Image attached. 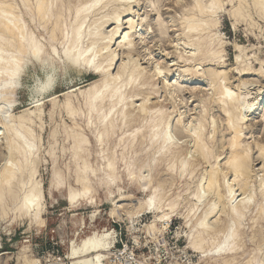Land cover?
<instances>
[{"label":"bare ground","instance_id":"6f19581e","mask_svg":"<svg viewBox=\"0 0 264 264\" xmlns=\"http://www.w3.org/2000/svg\"><path fill=\"white\" fill-rule=\"evenodd\" d=\"M18 1L22 5L23 11H21L16 0H0V112L2 115L0 118V150L5 153V158L0 168V217L7 214V208L4 205L8 200L11 203V209L8 208L10 211H13L16 215L29 218L31 222L39 225L44 224L41 214L45 208V197L43 186L41 181L37 179L36 171L37 160L35 149L37 139L31 131V125L34 123L31 116L36 111L38 113L40 112V114H36L35 116L38 120L42 115V111L39 108L40 105L35 103V106L32 105V108L35 109L34 111L27 108L21 114L14 117L11 112L9 113V108L15 103L13 100L15 91L18 89L20 78L28 66H38V68L44 70L48 68L53 69L55 63L62 64L65 68L73 69L78 73L89 71L93 75L99 76V79H94L84 89L72 86L67 92L61 93V96L66 98L64 108L67 115L73 118L75 113L76 115L78 114L75 112L73 104L69 99L72 96L74 98L73 93H76L79 97H83V105L86 109L87 118V123L85 124L86 127H90V133L95 143L99 147H102L111 142L113 138H116V147H121L119 159L114 156L115 154L110 158H103L105 165H102V168L97 171L102 172L105 179H100V177L94 179V177L97 178L98 176L95 170H93V167L87 163L91 141L79 127L70 133L67 139L70 140L69 146L74 164L77 168L74 172V179L75 182L81 185V190L79 192L71 188L68 190L65 195V200L68 204L73 207L77 202H86L94 206L95 201L91 194L95 184L99 183L106 187L115 186L117 188L118 199L116 198L114 200L112 197L113 193L108 191L109 200L113 206L110 216H114L115 212L121 208L119 203H123L127 198L123 192V187L118 184H122V178L117 175L118 161L123 163L126 180L135 184H138V182L141 183L140 181L143 180H146L147 184L151 183L150 174L152 168L160 166L163 161H165V166L170 170L175 165L177 166L176 163H178L177 170H179L180 174H184L188 170H191L190 174H192L194 167L203 164L205 166L207 165L209 169L205 170L203 178L200 177L202 179L198 182L197 192L194 193L196 203L193 204L195 207H198L200 204L204 205L208 198L213 200L211 202L207 201L204 205L206 208L191 226V232L188 235L189 248L196 253H205V245H208L212 247L211 250H214L212 254H217L221 257L225 256L222 259L224 264H238L237 251L241 246L244 236V219L252 209H255V216L249 219L252 222L250 227L252 235L250 241L254 239L255 226L261 223L264 224V185L260 184V195L263 196L262 201L260 203L254 202L253 188L248 186L249 181L252 182L251 164L253 163V159L250 157L252 148L249 144H244L243 141L245 135L244 130L248 122L247 119L254 115L260 116L261 112L264 114V91L257 92L258 94L254 98L253 103L247 104L246 96L248 97L249 95L243 96L241 91V93L238 91L237 93L232 92L226 72L217 71V69H205L206 72L204 70V73L199 74L208 78L207 91H212V99L210 100L212 102L211 108L215 107L219 114L225 117L224 124L228 132V137L226 141L221 139V143L226 146L227 153L224 155V158H221L224 152H215L208 146L214 139L215 129L218 128L216 121L212 120L213 117L210 121L212 136L209 134L206 137L205 135L206 126L208 125L206 116L211 108H203L199 118L197 120L195 119L196 123L193 121L196 127L188 131L187 126L186 128L181 125V115L176 120H172V115L174 114L173 107H170L172 111L168 112V109H165V106H162V104L160 105L151 101V99H154L152 98L153 95L159 94L162 91L170 97L169 99L171 101L173 100L174 93H177L178 90L176 89V91L174 89L177 80L172 85L162 80L164 83L162 82V87H159V79L163 75V70L161 69L160 72H157V63L153 62V65L155 64L154 66L150 63L153 59L150 60L148 58L146 60L143 58L146 60L144 64L150 66V69L147 70L140 64L137 58H133L137 46L136 40H138L137 42H142L144 41V36H149V34H153L154 38H160L163 35V24H160L159 17L157 20L154 18L153 29L152 27H147V30L143 32L142 23H146L145 19H140V25L134 21L135 16H138L137 12L142 10V3L140 4V2H143L142 0H76L78 3L73 6L71 5V0ZM145 1L144 3H146ZM157 1L159 2V0ZM234 2H237L236 8H234ZM242 2L243 0H194L192 2L193 6L191 9L196 14L193 13L192 16L185 17V14L190 13V11L185 13L181 22L184 28V37L190 34H196L198 36L195 44H188V47L190 46L189 48H192V52L190 51L188 56L190 60H194L197 56H200V58L210 59L211 61L216 58L218 59L215 61H221L219 56L223 52V45L218 42L220 44L214 46L215 40L213 38L215 35L212 34V29L218 25L217 14L220 10L222 11L224 9V5H230L232 7L231 10L228 9L230 18L232 17L235 21L239 18L242 19L241 6L244 3ZM250 3L256 8L255 11L257 10L258 16L263 18L264 23V0H252ZM155 4L149 2L146 4L145 9L151 8V10L149 9L150 12L153 10L157 13V7H154ZM112 5H117L118 7L112 9V7H109ZM253 7L251 8L253 9ZM101 11L104 12L102 13ZM144 11L147 12L146 10ZM98 13L101 15L99 14V16ZM96 16L99 17L96 18ZM138 26H140L139 29ZM234 48L238 52V55H235L234 65L231 67V70L236 75L242 77L248 75V71L251 72L253 70L246 64L251 59H254L260 65V68L255 72L253 71V73H264L263 60H259L254 56H246V48L237 44H234ZM119 52L126 56H121L122 58L124 57V60L121 62L118 60ZM184 67L188 73V68L186 66ZM195 71L199 70L196 69ZM199 78L201 79V77ZM52 85L53 77L48 74L45 77L42 87L36 90V94H43ZM247 85L245 82H241L239 85L240 89H238L241 90L247 87ZM137 97L141 98L136 99ZM56 98V96L52 97L49 102L55 104ZM172 103L175 108L179 106L176 104L175 99ZM38 127H40L39 124ZM173 127H176L175 131L181 137L186 134L190 138L192 149L190 152L188 151L187 156L181 154L180 147L175 142V134L173 135L172 133ZM176 136L178 137V135ZM52 140L54 141V139ZM137 148L139 149V153L144 152V158L138 159L135 157L138 154L135 150ZM255 149L257 150V155L260 158H264V144H255ZM129 151L134 152L135 158L129 159L130 157H127L129 160L125 161V153ZM222 161L223 163L221 164ZM78 164H82L81 170L78 169ZM261 168H264V166ZM50 174L51 178L49 180L48 191L49 195L52 196L62 186V176L55 170ZM90 174L93 176L92 178ZM227 177L232 178L233 186L227 183ZM235 186L243 198L247 195L246 198L241 200L237 199L238 201L234 199L236 195L234 194L235 188L233 191V187ZM141 187L144 188L145 183ZM153 197H155L154 205H150L149 200ZM161 200L162 196L158 189L153 188L152 193L143 202L144 212L150 213L157 209L162 210L163 207L159 206ZM175 203L168 202L164 207L169 213L160 212L161 216L155 217L154 221L146 229L148 231L157 230L155 223L162 222L161 217L164 215H168L167 224L172 214H175L180 219L188 218V215L184 216L182 212L177 210L178 207ZM132 204L135 208L140 207L139 201H134ZM121 209L123 210V208ZM190 211H193V209H190ZM96 212L94 211L89 216V224L95 223ZM80 223L84 226L85 222L80 221ZM115 237L116 232L113 227L101 230L94 229L79 241L73 240L71 242V251L73 252V256L80 255V258L86 254L94 255L96 257L95 260L93 258L94 262L89 263L88 261L89 264H104L116 244ZM261 244L263 256L258 259L255 256H251L244 264H264V243ZM260 246H256V248L261 249ZM87 258H90V256ZM75 260L77 263V258ZM81 261L83 260L81 259Z\"/></svg>","mask_w":264,"mask_h":264},{"label":"rangeland","instance_id":"374dc122","mask_svg":"<svg viewBox=\"0 0 264 264\" xmlns=\"http://www.w3.org/2000/svg\"><path fill=\"white\" fill-rule=\"evenodd\" d=\"M16 1L21 11H23L22 5H20L18 0ZM142 1L143 2H140V4L142 3L141 6L142 10L137 12L138 16L137 15L135 16L134 21L136 23L138 22L137 24L140 25L139 24L141 22L140 19H145L146 23L144 24L142 23V27H143L142 32H143L147 30V27L148 28L152 27L153 29V22H154L153 20L155 19L157 20V18L159 17L160 19L159 18L158 19L160 24L161 25L163 24L162 26L163 35L160 36V38H154L153 34L151 35L149 34V36L146 35L147 37L144 36V41L142 42L140 41L137 42L138 40H136V45H137L136 51L134 52V56L133 55L132 56L134 59L137 58L140 61V64L143 65V67L146 68L147 70L150 69L149 68L150 66L144 63L146 60H148V58L150 60L153 59V61H150L152 66L155 65V64L153 65V62L157 63V65H160V68L163 70V75H162L163 77L161 76V78L159 79V85H160L159 87H162V84L164 82L167 83L169 82L168 84L172 85L177 80L176 81L177 88L175 87L174 89L175 90L177 89L178 92L177 93L175 92L173 96V100L175 99L176 104L179 105L177 108H175V106L173 105L172 103L173 100L170 101L169 99L170 97L167 96L163 91L160 92L159 94L153 95L152 98L154 99L153 100L151 99L152 102H156L157 104L160 105L162 104V106H165V109H168V112L174 110V114L172 115V120L173 119L176 120L181 115L180 116V118L182 119L181 125L185 127L187 126L189 128L188 129L186 127L187 130L191 131L196 127V124L194 125V123H196V120L199 118L202 109L211 108L212 102L210 100L212 99V91L211 90L207 91L208 89L207 85L209 83L208 78L199 75L204 73L203 71L205 69L206 70L217 69V71L226 72L227 77L229 78L228 83L231 88V91L234 93L235 92L237 93V91L238 92L241 91L243 96L247 94L249 95L248 97L246 96L247 104L253 103L254 98L258 94L257 92L264 91V73H258V74L253 73V71L255 72L260 68V65L256 63L254 59L248 60L246 63L249 67L253 69L251 72L250 71L247 72L249 73L248 75L239 77L234 73V71L231 70L232 69L231 67H233L234 65L235 55H238V52L235 51L234 44L246 48L245 50L246 56L248 55L254 56L259 60L264 61V23H263V18L261 17L262 18L261 19L260 16H258L259 14H257L258 12H256L257 10L255 11L256 8L251 5L252 3L250 2H252V0H246V1L243 0L244 3L242 2L243 4L241 6L243 18L242 19L239 18L237 19V21H235L232 17L231 19L230 15H228L229 14L228 11L231 10L232 8L230 5L227 6L224 5V9H222V11L220 10L217 14L218 25L216 28L212 29V34L215 35L213 38L215 40L214 46H217V44L220 43L223 45L222 46L223 52L219 56L222 62L215 61L218 58L214 59L213 61H211L210 59L200 58V56H197L194 60H190L188 58L190 51L192 49L189 48L190 46L188 47V44L189 45L195 44L197 42L198 36L196 34H190L184 37L185 36V34L183 35L184 28L181 22L184 18L185 13L190 11V13L185 14V17L192 16L193 13L196 14L191 9L193 6L192 2H194V0H180L179 6L177 5V0H166V1L159 0V2L157 0H147V1L142 0ZM144 1L146 3H144ZM149 2L153 4L156 3L154 7H157V13L153 10L150 12L151 8L145 9L146 4ZM76 3H78L76 0H71L72 6L76 5ZM243 5L245 8L243 7ZM234 6H235L234 8H236L237 2H234ZM109 7H112V9H114V7H118V6L112 5ZM251 7H253L254 10ZM109 9L112 10L111 8ZM144 10H146L147 12H145ZM251 11L254 12L252 13ZM101 12L103 13L104 11ZM99 14L100 13H98V15ZM255 14L257 15V17ZM99 16H96V18H98ZM245 16H247L248 18ZM250 18H252L253 20ZM148 21L150 22V24H148L149 23ZM233 21L235 25L233 24ZM240 21L242 22L240 23ZM249 22L251 23L250 27H249ZM139 28L140 26H138V29ZM42 40L45 43L43 38ZM185 44L187 45L186 47ZM118 54H119L118 60L119 62H121L122 60H124L123 59L124 57L122 58L121 56H125V55H123L121 52H119ZM143 58H145L146 60H144ZM184 66L188 68L189 70L188 73L185 71L186 68ZM191 66L194 71L192 70ZM195 68L198 69L199 71H195L196 70ZM227 70H229L230 72ZM48 74L53 77L52 87L43 94H38V93L36 94V90H39V88L42 87L45 81V77ZM91 74L92 73L89 71H83L81 73H78L73 69L65 68V66H63L62 64L55 63L53 69L48 68L43 70L41 68H38V66L35 67L28 66L25 73L20 78L19 87L18 89H16L15 95L13 97L15 103L12 105L11 108H9V113L11 112L13 116L16 117V115L18 116L27 108L34 111L35 109L32 107L35 106V103L40 105L39 108L42 111L41 112L42 117L40 116L38 120L37 118H35V116L36 114L37 115L40 114V112L38 113V111H36L34 115L31 116L34 122L33 125H31V131L32 134L37 139L36 149H35V156L37 160L36 171H37V179L41 181V184L43 186V192L45 197V208L41 214L44 220V224L39 225L35 222H31L30 219L27 217L16 215L13 211L9 210L11 209V203L8 202L7 200L6 204L4 205L5 208H7V214L3 215V217L2 216L0 217V264H78V262L79 264L93 263L96 257H94V255L92 254H88L90 258H87L89 257L87 254L85 256L84 255L81 256V258L80 255L73 256V252L71 251V242L73 240L79 241L81 238L86 236L91 230L94 229L101 230L104 228L109 229L110 227H113L116 230V232L119 233V235H116L115 237L116 248H121V244L127 245L129 251H133L136 259L141 264H162V262L163 264H177V259H179V264H193V262L194 264H224L222 262V259L225 256L221 257L218 256L217 254H212L214 250H211L212 249L211 246L205 245V251H206L205 253H196L195 251L189 248L188 235L191 232V226L193 225L196 218L199 217L202 211L206 208L204 207V205L207 203V201L211 202V200H213L208 198L205 201L204 205L203 204H200L199 206L197 205L198 207H195L194 205L196 203L194 198V193L197 192L199 185L198 182H200L201 179L203 178L205 174V170L209 169L207 165L205 166L203 164L201 166L194 167L192 174H190L191 170H188L184 174H180L179 170H177L178 163H176L177 166L175 165V167L170 170L168 169V167L165 166L164 164L165 161H163L160 164V166H155L152 168V172L150 174L151 183L147 184V181L143 180L140 181L141 183L138 182V184L137 183L135 184V183H130L126 180V173L123 170L124 169L123 163L121 161H118L117 175L122 178L121 179L122 184L120 183L118 184L121 187H123L124 189L123 192L124 194H126L127 198L125 199V201H123V203L122 202H120L121 204L119 203V205L121 206V208H123V210L119 208L117 210L118 212L116 211L114 216H110V212L111 210H113V206L109 200L108 191L113 193L112 197L114 200H116V198L118 199L119 197L117 193V188L115 186L106 187L104 185H100L99 183L95 184L91 194L92 198L95 201L94 206L86 202H77L73 207H71L68 204V202L65 200V195L70 188L76 192H79L81 190V185L75 182L74 179V172L77 168L72 158V154L69 146L70 140L67 139L73 130L78 129L79 127L80 130L85 134V136L89 138V140L91 141L90 153L87 157V163H89L93 167V170H95L98 176L97 178L94 177V179H98L99 177L100 179H105L103 173L97 171L98 169L102 168V165L103 166L105 165V161L103 160V158H107V157L110 158L113 154H115L114 156L117 157V159H119L120 157L121 147L120 148L116 147L117 144L115 141L116 138H113L111 142H109L107 145H104L102 147H99L95 143V140L92 134L90 133V127L89 128L86 127L85 124L87 123L86 120L87 118H86V109L83 105V97L81 96L79 97V95H77L76 93H73V95L75 96L74 98L73 96L69 97V99L73 104V108L75 112L78 113L77 115L75 113V116L71 118L67 115L65 111L64 104L66 98L61 96V93L67 92L69 89H71L72 86H76L77 88L84 89L90 82L94 81V79L95 80L99 79V76L93 74L91 75ZM194 77H196L197 79ZM199 77H201V79ZM162 80H164V82ZM241 82L242 83L245 82L246 85L247 84L248 85L247 87H244L241 90H239L240 89L239 85L241 84ZM205 88L207 92L205 91ZM55 96L57 97L55 104H51L49 100ZM140 98L141 97H137L136 99H140ZM74 99L77 101V103H75L76 101ZM170 107H173L172 110ZM262 115L264 116L263 112H261L260 116L254 115L247 119L248 122L246 124L247 127L244 130L245 135L243 140L244 144L247 143L252 148L251 156H250L251 159H253L252 160L253 163L251 164L252 182L249 181L248 186L250 188H253L252 190L253 192L252 191L251 192L254 193V197H255L254 202H258V203H260L263 199L262 198L263 196L260 195V190H261L260 184L264 185V181H263L264 168H261L264 166V158H260L257 155L255 144H264L263 143L264 117ZM1 117L2 115L0 112V118ZM208 117L210 120L208 119ZM212 117H213L212 120L216 121V126L218 128L215 129L216 131L214 132L215 135L214 139L212 142L208 144V146L211 150H214L215 152H219V153L224 152L223 156L221 157L224 158V155L227 153V150H226V146L221 143L222 142L221 139L223 141H226L228 137L227 135L228 132L224 124L225 117L219 114V112L217 111V109H215V107L211 108L210 112L206 116L207 118L206 121L208 122L205 131L206 137H208L209 134L210 136H212L211 135L212 130H210L212 129L210 125L211 124L210 121ZM40 123L42 126L40 125ZM174 123L175 121L172 124L173 126ZM38 124L40 127H38ZM36 126L40 129H38ZM175 128L176 127L172 128V133L173 135L175 134L174 136L175 142L178 143V146L180 147L181 150V154H183V156H187V153H189L192 149L190 138H188L186 134H184L181 137V135H179L178 132L175 131L176 130ZM91 130L93 129L91 128ZM176 135H178V137ZM221 136H225V137L221 138ZM52 139H54V141ZM135 150L138 153L135 156L136 158L138 159L144 158L145 156L144 152L139 153L138 148ZM43 154H45L44 155L45 157L43 156ZM127 157L128 158L130 157L129 159L135 158L134 152L133 151L126 152L125 161L129 160ZM4 158H5V153L1 152L0 168L2 166ZM222 163L223 161L221 162V164ZM81 168H82V164H78V169L81 170ZM53 170H55L62 176V186H60L59 190L54 192L52 196H50L48 191V185H49V180L51 178L50 173H52ZM90 177L92 178L93 176H91L90 174ZM144 183H145V187L143 188L141 186L142 185L144 186ZM227 183L228 184L230 183V185L233 186L232 178L227 177ZM153 188H157L160 195L162 196V200L159 206L163 207V209L162 210L157 209L150 213L144 212L143 202L152 193ZM145 189L148 190L145 191ZM233 191L234 194L237 196L234 197L236 201L244 199L247 196L246 195L243 198L239 190H237L236 186L233 187ZM134 201H139V205H140L139 208H135V206L132 204ZM170 201L174 203L176 202L175 204H177L178 207L177 210L182 212L184 216L188 215V218L180 219L179 217L175 216V214H172V217L170 218L168 224L166 221L156 222L155 224L157 230L155 229L152 231H148L146 228H148L149 224L154 221L155 217L161 216L160 212L169 213L168 210L167 211L165 210L166 208L164 206ZM217 206L219 207L218 204ZM196 208H198V210H196ZM190 209H193V211H190ZM94 211H97L96 221L94 224H89L88 223L89 216ZM255 214H256L255 209H252V211L248 213L247 217L243 221L244 236L242 239L241 246L237 251L238 264H244L251 256H255V258L257 259L263 256L262 255L263 248L260 246V243L262 244L264 243L263 223L258 224L259 226L258 225L255 226L256 227L254 230L255 236L254 239L250 241L252 236L251 228H250L252 222L249 219L254 217ZM80 221L85 222L84 226H82V223H80ZM256 246L258 247L260 246L261 249L256 248ZM111 252L113 251L111 250ZM75 257L77 258V263ZM71 259L72 260L74 259L75 262L72 261ZM81 259L83 261H81ZM104 264H110L109 257L104 262Z\"/></svg>","mask_w":264,"mask_h":264},{"label":"built area","instance_id":"2783aa9c","mask_svg":"<svg viewBox=\"0 0 264 264\" xmlns=\"http://www.w3.org/2000/svg\"><path fill=\"white\" fill-rule=\"evenodd\" d=\"M116 235H119V233L116 232ZM112 251L109 255L110 264H141L136 259L133 251H129L127 245L121 244V248H116V245H114Z\"/></svg>","mask_w":264,"mask_h":264},{"label":"snow or ice","instance_id":"6c2138e0","mask_svg":"<svg viewBox=\"0 0 264 264\" xmlns=\"http://www.w3.org/2000/svg\"><path fill=\"white\" fill-rule=\"evenodd\" d=\"M179 3H180V0H177V5L178 6H179ZM156 70H157V72H160L161 71L160 65H156ZM97 71H99V69H97ZM145 191H147V189H145ZM154 200H155V197H153L152 199H150L149 200V204L150 205H154ZM161 219L163 221H167L168 220V215L162 216ZM162 264H163V262H162ZM177 264H179V259H177ZM193 264H194V262H193Z\"/></svg>","mask_w":264,"mask_h":264}]
</instances>
